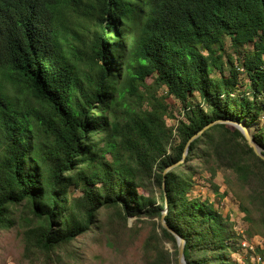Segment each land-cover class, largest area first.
<instances>
[{"label":"trees","instance_id":"16d2710c","mask_svg":"<svg viewBox=\"0 0 264 264\" xmlns=\"http://www.w3.org/2000/svg\"><path fill=\"white\" fill-rule=\"evenodd\" d=\"M263 64L264 0H0V227L22 226L24 256L48 254L101 211L113 243L166 200L187 263L236 264L220 212L188 195L187 163L231 170L264 225V159L226 122L190 138L215 120L259 125ZM252 137L264 148V119ZM159 220L142 264H179Z\"/></svg>","mask_w":264,"mask_h":264},{"label":"rangeland","instance_id":"374dc122","mask_svg":"<svg viewBox=\"0 0 264 264\" xmlns=\"http://www.w3.org/2000/svg\"><path fill=\"white\" fill-rule=\"evenodd\" d=\"M157 93H164V87ZM167 101L170 102L174 116L179 117L180 104L171 98H167ZM260 119L257 120L259 125L247 119L251 135L262 124L264 117ZM165 121L168 125L175 123L171 116L166 117ZM259 149L264 152L260 145ZM185 153L186 149L183 155ZM190 163L196 171L193 174L194 185L188 195L211 201L225 224L229 225L230 232L235 237L230 243L236 247V250L229 251V257L236 264H258V261H264V225L260 221L259 212L249 202L248 189L238 183L236 175L231 170L216 167L212 160L203 163L192 158L187 164ZM139 191L142 192V188H139ZM72 192L78 194L79 190L75 189ZM103 215L101 211L97 222L88 232L79 235L67 246L57 248L48 254L29 253L28 256H24L22 226L15 222L8 228L0 227V264H142L141 245L150 233L153 221L157 222L159 219L129 216L127 227L130 230L111 243L105 236H112L113 228L101 226ZM243 239L249 240L253 247L257 246L253 249L248 245L241 246ZM164 247L172 251L170 243L164 242Z\"/></svg>","mask_w":264,"mask_h":264},{"label":"water","instance_id":"95a60500","mask_svg":"<svg viewBox=\"0 0 264 264\" xmlns=\"http://www.w3.org/2000/svg\"><path fill=\"white\" fill-rule=\"evenodd\" d=\"M226 122V123H231L233 124L236 128H238L241 133L243 134V136L245 137V139L247 140V143L249 144V146L252 147L253 151L260 156L262 159H264V153L261 151V149H259V145L254 141L252 135L249 132V125L244 124L242 121H236V120H232V119H223V120H215L211 123H208L206 125H204L200 130H198L195 134L192 135V138L196 137L199 133H201V131L208 127L209 125H211L214 122ZM189 139V140H190ZM188 140V141H189ZM168 168V167H167ZM166 169V168H165ZM167 211V202L165 200V205L164 208L161 212V216H160V222L162 224L163 227H165L166 229H168L169 231H171L173 233V235L176 238V244H177V260L179 264H189L186 262L185 258H184V254H183V247H184V238L182 236H180L176 231H174L172 228H170V226H168V224L165 222L164 220V214Z\"/></svg>","mask_w":264,"mask_h":264},{"label":"built area","instance_id":"2783aa9c","mask_svg":"<svg viewBox=\"0 0 264 264\" xmlns=\"http://www.w3.org/2000/svg\"><path fill=\"white\" fill-rule=\"evenodd\" d=\"M263 67H264V64H263ZM249 240H244L241 242V246H246L248 245L249 247H252L251 249H253L254 247H256L257 245H255L254 247L252 245H250V243L248 242ZM259 260V259H258ZM258 264H264V261H258L257 262Z\"/></svg>","mask_w":264,"mask_h":264}]
</instances>
